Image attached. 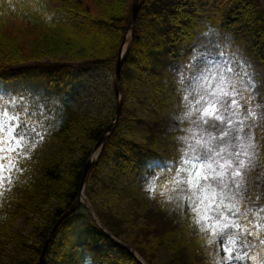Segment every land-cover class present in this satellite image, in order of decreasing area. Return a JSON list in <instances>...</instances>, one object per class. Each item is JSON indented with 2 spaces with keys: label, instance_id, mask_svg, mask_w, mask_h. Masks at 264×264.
I'll use <instances>...</instances> for the list:
<instances>
[{
  "label": "trees",
  "instance_id": "16d2710c",
  "mask_svg": "<svg viewBox=\"0 0 264 264\" xmlns=\"http://www.w3.org/2000/svg\"><path fill=\"white\" fill-rule=\"evenodd\" d=\"M133 2L0 0V52L6 53L0 59V68L11 70L6 73L9 79L33 90L24 101L29 109L44 111L41 105H47L38 127H45L50 132L43 140L45 144L30 154L25 172L13 186L20 190L23 188L26 195L31 196L32 205L27 208L41 220L33 224L30 218L24 217L28 225L30 223V234L26 237L21 232L13 237L18 246V262L12 264H37L51 231L80 196L86 165L111 120L75 110L68 99L69 84L77 68L115 72L132 18ZM209 26L226 34L230 42L234 37L251 39L258 51L257 58L264 65V0H145L136 21L130 52L122 68V114L126 113V118H134L135 111L125 104L128 95L125 77L132 73L138 77L146 74L168 85L175 79L177 71L170 65H177L179 53ZM228 55L226 52L225 59ZM222 66V62L216 65L217 68ZM193 84L199 90L205 87L199 81ZM10 100L6 93H0V110ZM114 115L115 112L112 117ZM171 118L176 116L170 115L160 124L147 129L150 135L145 139L146 144L139 147L120 135V126L125 120L121 117L120 125L89 171L87 192L93 191L92 181L106 164L114 163L115 170L122 174L153 154L151 149L155 146L153 137L156 129L172 138ZM50 144L55 149L49 148ZM255 163L252 175L259 181V197L264 196V163L262 159H256ZM156 171L167 176L163 168ZM98 183L103 188L107 187L103 181ZM101 193V190H94L92 197L86 195L102 228L84 215L76 214L68 218L55 231L40 264H76L77 254L81 250L87 253L89 249L96 252L100 264H104L106 256L112 253L120 258L121 264H140L126 247L134 250L146 264H158L155 262L158 258L155 241L160 240L161 244L165 238L173 240L184 234H187L184 241L175 247L178 256L174 264L208 262L207 241L190 230L180 209L169 211L165 206L157 210L146 207L143 215L146 222L135 228L137 238L134 245L125 238V221L113 214L108 205L104 208L98 205V201L104 198ZM4 194L14 201L19 200L12 191H5ZM25 201H22L23 204ZM110 201L106 200L107 204ZM130 203L136 207L144 206L135 198H131ZM252 208L255 215L259 208H264V202L259 199L253 201ZM136 219H139L138 213ZM77 226L81 228L79 240L73 232ZM257 251L253 250L252 255ZM189 253L191 257H188Z\"/></svg>",
  "mask_w": 264,
  "mask_h": 264
},
{
  "label": "snow or ice",
  "instance_id": "6c2138e0",
  "mask_svg": "<svg viewBox=\"0 0 264 264\" xmlns=\"http://www.w3.org/2000/svg\"><path fill=\"white\" fill-rule=\"evenodd\" d=\"M209 33L217 40L209 39L208 45L221 49V54L193 45L179 53L177 65H170L177 69L173 84L178 115L170 119L176 153L147 155L141 186L163 168L167 176L160 180L172 179L177 185L175 191L185 197L180 213L190 230L207 241L217 264H264V208L255 215L252 208L253 201L264 202V196L257 195L259 181L252 175L264 150L253 132L258 122H264V79L257 80L226 34L214 31V26H209ZM221 62L223 66L217 68ZM10 71L0 68V93L11 97L0 110V195L19 182L37 143L50 134L38 127L47 105H41L44 111L29 109L24 101L33 90L9 79ZM196 81L205 85L198 92L192 88ZM192 135L196 139H184ZM76 264L100 262L89 249L77 254ZM104 264H121V260L112 253Z\"/></svg>",
  "mask_w": 264,
  "mask_h": 264
},
{
  "label": "rangeland",
  "instance_id": "374dc122",
  "mask_svg": "<svg viewBox=\"0 0 264 264\" xmlns=\"http://www.w3.org/2000/svg\"><path fill=\"white\" fill-rule=\"evenodd\" d=\"M214 31H217L214 29ZM223 36V34L221 33ZM217 40V36L209 33V29L201 34H198L195 41L186 49L195 45L198 49L207 46V51L213 55L221 54V49L212 48L208 45V40ZM232 48L237 49L239 53L249 62L250 71L256 73L257 80L264 79V65L258 60V51L254 48V44L248 37H234L232 38ZM227 49L223 50V55ZM6 53L0 52V59H3ZM50 60L48 58L47 63ZM172 79L168 85L161 80H156L146 74L135 75V73L129 74L125 77V84L128 86V95L125 100V104L130 110L135 111L134 118H126V113L122 116L125 120L120 126V135L128 141H132L137 146H143L146 144V138L149 137V128L153 127L156 123L165 120L170 115L177 116L178 110L176 107L177 96L176 88ZM183 84V78L180 80ZM116 77L115 73L108 71H96L91 69H76L69 86V100L72 107L81 113L90 112L94 117H105L111 120V123L115 122V118L112 117L115 110L122 104L121 96H117L115 93ZM192 88L195 91L199 89L192 84ZM255 107V101L253 102ZM110 123V124H111ZM120 124L118 123V126ZM255 141L257 143L264 144V122H258L257 126L253 130ZM194 133V132H193ZM153 139L155 140V146L151 149L159 156H170L175 154L176 149L173 147L172 138L168 134L158 132ZM190 139H196L195 135L190 136ZM45 144L44 141L38 142L35 149L41 148ZM49 148H54L53 144L49 145ZM34 149V151H35ZM98 154V153H97ZM264 163V150H262L261 157ZM114 163H108L100 170V174L95 175L92 181V187L94 190H101L103 200L98 201V205L104 208L106 205L113 211V214L118 215L124 220L126 230V240L129 243H134L137 238L134 234L135 228L140 227V224L145 223L143 215L146 213V207L157 210L161 206L167 207L169 211L183 208L182 201L185 199L182 193L176 192L177 185L173 183L172 179L160 180V177H166L161 171H156L155 175L149 179L146 186H141L140 175L142 171L143 161L134 166L131 170L125 173H118L114 168ZM186 171V170H181ZM112 176V177H110ZM179 176V173H177ZM103 181L106 184V188L98 183ZM151 189V191L146 190ZM14 196L19 200L14 201L10 196L3 194L0 195V264H12L16 259L18 246L13 238L19 233H24L26 237H29L31 226L30 223L25 220L24 217H28L33 221V224L40 223V218L33 213V211L27 208L31 204V196L23 188H11ZM7 191V192H9ZM92 191V192H93ZM92 192L86 194L92 197ZM25 197V199H23ZM85 202L82 205L78 215H84L88 218H92L91 205L88 197L85 195ZM27 198V199H26ZM131 198L137 199L143 203L144 206H138L131 204ZM111 199L107 204L106 200ZM23 200L25 204H23ZM19 201V202H18ZM179 203V208L177 204ZM89 208V209H88ZM138 209V210H137ZM34 210V209H33ZM110 212V211H109ZM111 213V212H110ZM139 215V219H136V215ZM79 224V223H78ZM76 229V230H75ZM81 228L77 226L74 228L75 237H81ZM187 234L181 235L178 238L170 240L164 239V243H159L160 240L155 241L157 248L158 264H171L177 260L176 246L180 244L186 238ZM156 253V252H155ZM188 257H191L189 253ZM208 262L205 264H217L208 252ZM219 259V258H217ZM142 262V261H141ZM175 264H180L179 262ZM203 264V263H202Z\"/></svg>",
  "mask_w": 264,
  "mask_h": 264
},
{
  "label": "water",
  "instance_id": "95a60500",
  "mask_svg": "<svg viewBox=\"0 0 264 264\" xmlns=\"http://www.w3.org/2000/svg\"><path fill=\"white\" fill-rule=\"evenodd\" d=\"M145 0H135L134 3H133V6H132V19H131V22H130V25L128 27V31H127V34L124 38V41H123V46L124 44L126 43V40H127V36H128V33L131 32L132 33V40H133V37H134V30H135V24H136V20H137V17H138V14L140 12V9L143 5ZM122 46V48H123ZM130 50V49H129ZM129 52V51H128ZM121 54H122V49H121V52H120V60L117 64V71H116V78H117V84H116V92H117V95L120 96V77H121V70H122V65H123V62H124V59H122L121 57ZM121 109H122V104L120 103L118 109H117V112H116V117H115V122L113 124L110 125V127H108V129L106 130V133L104 134V136L102 137V139L100 140V142L98 143V145L96 146L95 148V151L94 153H96L97 151H101L102 148L104 147V145L107 143L108 139H109V136L113 133L114 129L116 128V125H117V122L119 120V117H120V113H121ZM97 159H98V156H97ZM96 159V160H97ZM96 160H93V157L91 158V160L88 162L85 170H84V173H83V180H82V191L84 190L85 188V181H86V178L88 176V173H89V170L91 168V166L94 164V162ZM81 204V201L80 199H78L77 203L75 204V206L68 212L66 213V215H64L60 221L57 223V225L54 227V229L52 230L47 242H46V245L44 247V250H43V255L45 254L46 250H47V247H48V244H49V241L50 239L52 238L54 232L56 231V229L61 225V223L69 216H71L76 210L77 208L80 206ZM97 221V220H96ZM42 259V258H41ZM40 259V260H41Z\"/></svg>",
  "mask_w": 264,
  "mask_h": 264
},
{
  "label": "bare ground",
  "instance_id": "6f19581e",
  "mask_svg": "<svg viewBox=\"0 0 264 264\" xmlns=\"http://www.w3.org/2000/svg\"><path fill=\"white\" fill-rule=\"evenodd\" d=\"M131 42H132V33L129 34L127 41H126V43L122 49V54H121L122 59H124L127 56L128 51H129L130 46H131ZM96 157H97V154L94 155L93 160H96ZM80 200L82 203L85 202L84 193H82Z\"/></svg>",
  "mask_w": 264,
  "mask_h": 264
}]
</instances>
